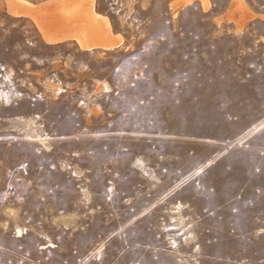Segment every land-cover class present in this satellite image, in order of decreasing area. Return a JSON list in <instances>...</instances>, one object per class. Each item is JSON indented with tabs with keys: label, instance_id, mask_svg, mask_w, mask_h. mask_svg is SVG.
I'll list each match as a JSON object with an SVG mask.
<instances>
[{
	"label": "rangeland",
	"instance_id": "rangeland-1",
	"mask_svg": "<svg viewBox=\"0 0 264 264\" xmlns=\"http://www.w3.org/2000/svg\"><path fill=\"white\" fill-rule=\"evenodd\" d=\"M241 1L95 0L121 39L90 48L0 0V264H264V0Z\"/></svg>",
	"mask_w": 264,
	"mask_h": 264
},
{
	"label": "bare ground",
	"instance_id": "bare-ground-1",
	"mask_svg": "<svg viewBox=\"0 0 264 264\" xmlns=\"http://www.w3.org/2000/svg\"><path fill=\"white\" fill-rule=\"evenodd\" d=\"M239 7L249 12L241 0ZM206 0H204V3ZM10 11L15 15L31 17L40 27L48 42H61L76 39L82 47H110L121 35L114 36L107 16L97 12L95 0H51L38 5L27 0H8ZM51 8H63L61 17L51 13ZM76 26L71 29L72 26ZM57 27L67 30H55ZM101 34L102 39H98Z\"/></svg>",
	"mask_w": 264,
	"mask_h": 264
},
{
	"label": "trees",
	"instance_id": "trees-1",
	"mask_svg": "<svg viewBox=\"0 0 264 264\" xmlns=\"http://www.w3.org/2000/svg\"><path fill=\"white\" fill-rule=\"evenodd\" d=\"M98 10H99L100 12H104V9H103L102 6L98 7Z\"/></svg>",
	"mask_w": 264,
	"mask_h": 264
}]
</instances>
